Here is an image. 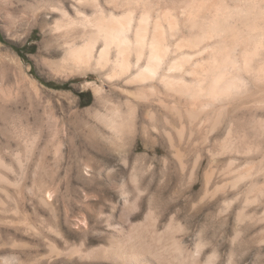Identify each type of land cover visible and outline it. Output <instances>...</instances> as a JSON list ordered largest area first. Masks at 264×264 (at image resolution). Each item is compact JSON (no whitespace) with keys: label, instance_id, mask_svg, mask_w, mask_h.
Returning <instances> with one entry per match:
<instances>
[{"label":"bare ground","instance_id":"obj_1","mask_svg":"<svg viewBox=\"0 0 264 264\" xmlns=\"http://www.w3.org/2000/svg\"><path fill=\"white\" fill-rule=\"evenodd\" d=\"M37 28L44 43L38 65L55 67L65 79L76 71H95L101 84H86L105 107L97 114L117 138L152 153L143 157L147 171L161 151L159 161L188 172L192 183L207 155L201 198L230 188L234 198L224 200L220 210L226 212L244 193L234 239L243 225H260L254 241L264 243V207L260 213L246 209L264 198V0H0V29L6 37L23 42ZM9 48L0 42V99L14 94L5 79L7 67H13L20 84L37 86L28 75L30 67L26 70ZM58 53V62L46 61ZM31 147L32 141L24 161ZM222 157L227 164L217 170L214 162ZM244 157L256 160L235 169ZM16 160L22 164L20 156ZM4 171L0 180L7 181L12 168ZM216 173L228 179L213 183ZM134 190L139 195L149 187L135 184ZM148 213L149 224L118 247L101 245L86 255L114 264H197L179 239L163 240L165 230L181 229L172 226L173 217L159 231L157 217ZM207 258L213 264L216 251Z\"/></svg>","mask_w":264,"mask_h":264},{"label":"rangeland","instance_id":"obj_2","mask_svg":"<svg viewBox=\"0 0 264 264\" xmlns=\"http://www.w3.org/2000/svg\"><path fill=\"white\" fill-rule=\"evenodd\" d=\"M15 39L0 29V42L21 58L26 70L30 67L28 75L37 86L20 84L13 67L6 68L5 79L14 94L0 99V172H5V166L12 171L9 180H0V264H114L86 253L101 245L107 250L113 244L118 247L122 239L149 224L148 210L157 217L159 231L173 217L172 226L179 224L181 229L165 230L163 240L179 239L197 264H209L207 257L213 250V264H264V243L254 241L262 226L243 225L244 232L234 239L235 214L245 194L233 200L226 212L220 210L224 200L234 198L230 188L201 198L207 155L192 183L188 172L181 174L177 166L159 161L161 151L147 171L145 147L133 148L130 139L117 138L97 114L105 107L103 102L97 104L95 90L87 84H101L98 74L89 69L65 79L55 67L38 65V52L44 49L38 28L23 42ZM61 56L46 61L56 63ZM104 88L109 91L106 83ZM31 141L30 158L24 161ZM16 156L22 158L21 165ZM245 158L235 163V169L256 160ZM227 160L219 158L213 166L220 170ZM224 178L228 179L216 173L213 183L220 184ZM135 184L148 185L149 191L138 195ZM244 186L241 183L239 190ZM263 202L264 198L246 209L260 213Z\"/></svg>","mask_w":264,"mask_h":264}]
</instances>
